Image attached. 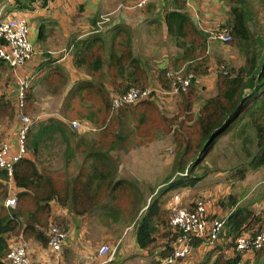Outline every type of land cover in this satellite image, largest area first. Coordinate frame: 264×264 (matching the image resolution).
I'll use <instances>...</instances> for the list:
<instances>
[{"label": "crops", "instance_id": "crops-1", "mask_svg": "<svg viewBox=\"0 0 264 264\" xmlns=\"http://www.w3.org/2000/svg\"><path fill=\"white\" fill-rule=\"evenodd\" d=\"M31 4L34 6L24 8L25 10L16 7H11L9 10L12 15L23 16L27 20L32 56L16 69H12L7 62L0 59V63L6 64L14 76L4 92V96L1 95L13 108L12 115L4 116L13 117L14 120L16 117V122L13 123V127L9 129L6 138L0 144V147H6L5 155L10 161L16 159L17 162L23 157L35 161L37 157L25 147L27 131L34 121H30L22 144L18 140L22 121L19 120L17 111L23 108L20 109L18 105V91L22 81L28 85L36 77L33 84L47 83L44 77L51 74L55 68L63 67L66 77L67 74L69 75L67 86L62 91V94L66 96V93H72V88L76 83L94 81L92 78H97L95 73H99L103 67L108 68L111 73V68L106 63L99 69L92 68V71L88 66L89 63L87 64L84 51L86 46L84 45L88 39L92 38L93 34H97V40L94 39L92 42L94 45L102 44L105 55L109 54L108 51L112 45L117 48L118 55L120 54L119 50H125L124 46H126L131 56L138 61V66L130 68L126 62L122 68L123 72L126 74L133 72L136 78L146 81V85L155 86L156 82L153 79L159 78V75L165 73L163 70L170 69L173 72L192 74L193 82L199 85V87L196 85V91L203 92V90L211 89L210 83L214 75L220 72L221 66L228 73L226 65L228 68H237L242 63L245 65L247 57L245 50L255 51L257 55L256 68L262 64L264 59V0H147L145 2L142 0H46V2L38 0ZM35 4L40 7L37 9L38 6ZM103 17H108V22H102ZM28 21L31 22L28 23ZM38 24H40L39 28H37ZM220 27L228 31L233 43H230L231 41L228 43L215 42L208 39V31ZM240 27H245L248 30L247 39L239 40L237 38L243 35V32L239 31ZM41 31L42 35L51 34L56 36L58 41L69 42L68 45H72V41H74L78 54L76 60L73 62L72 55L66 48L47 50V53L53 56H39L41 57L39 60H33L37 53L35 45L37 46L43 37L40 35ZM46 42L47 39L44 40V44ZM90 49L97 51L92 47ZM142 68L146 75L141 73ZM40 75L42 78L38 81ZM108 81L102 83L105 89L115 87L111 77ZM121 82L123 79L119 77L118 84ZM160 92L163 93L161 89ZM201 103V101L195 103L193 110L198 112L202 106ZM59 115L37 120L41 121L52 117L63 121L71 129L70 125L73 121H66L65 117ZM79 127L80 130L82 129L81 131L87 129L86 125ZM220 141L221 138L218 143ZM129 153L130 151H128ZM125 156L127 155L123 153L121 160ZM68 159L69 162L63 177L67 181H72L79 175L85 158L84 156L80 157L79 161L78 156L72 154L68 155ZM122 168L123 165L118 167V178L132 181L141 192V209L135 218V220H139L144 213L143 210L153 201L157 191L168 185L169 182L171 183L173 176L167 182L162 181L163 177L160 178L159 174L155 177L158 181H154V178L141 179L138 177L137 169ZM248 168L251 171H245L243 177L234 179V182L241 183V187H246L248 190L242 199L237 200L234 196L231 197L233 193H230V197L226 196L224 200L213 203L210 196L204 195L205 203L203 205L209 219L211 221L224 220L220 237L213 244L200 243L199 240L192 241L191 253L184 259H178L170 264H202L207 257L213 260L218 253H224L228 258L237 255L233 250L235 240L239 236L253 235L260 230L264 222V177L261 179H256V177L261 172L264 173V165L257 168L248 165ZM2 172L3 169L0 171V205H3L8 197L17 198V194L21 192L12 177L9 175L5 178L1 174ZM202 177L201 174L194 186L173 189L165 196L161 207L163 212L161 221L152 225L151 233H148L150 240L144 246L138 242L136 225L125 224L120 216L114 217L104 209L103 211L93 210L83 215L73 213L69 194L63 203H60L57 198L50 199L48 202L50 217L54 219L50 223L60 226L66 234L60 252L52 251L47 244L42 245L21 233L6 234L5 236L9 247L21 237L23 238L30 264H144L163 260L170 255V244L176 237L175 231L168 224L170 209L173 205L172 198L175 195H180L181 203L189 202L188 206H193L191 204H194L195 199L202 195L188 199L183 194L188 192L187 189L194 188L198 193L199 188L203 185L210 187L206 183L207 179L204 180ZM253 179L255 180L251 183L250 181ZM104 198L103 203L107 204L110 199ZM124 199L125 196L118 198L116 205H120ZM100 206L101 204L96 205L94 209H99ZM242 208L250 209L254 214V219H251L243 227L239 236L234 238L233 235L227 233L225 223L234 211ZM104 244L109 246L110 252L101 256L97 250ZM252 256L251 252H245L242 259L244 257H246L244 259L252 258Z\"/></svg>", "mask_w": 264, "mask_h": 264}, {"label": "trees", "instance_id": "trees-1", "mask_svg": "<svg viewBox=\"0 0 264 264\" xmlns=\"http://www.w3.org/2000/svg\"><path fill=\"white\" fill-rule=\"evenodd\" d=\"M34 1L38 0H25L24 5L19 1L16 2L17 6L28 8ZM1 14L6 15V10ZM239 31L243 32V35L237 37L239 40L248 38V30L245 27H240ZM96 36L97 34H93L92 38L88 39L84 45L86 46L84 51L87 64L89 63L91 71L92 68L99 69L106 63L111 68L112 83L115 87L120 88L119 93L125 92L132 85L146 86V81L136 78L133 72L128 74L123 72L122 68L126 62L130 68L138 66V61L131 56L128 48L124 46L125 50L120 49L118 55L117 48L112 45L108 51L109 54L105 55L102 44L94 45L92 42L94 39L97 40ZM90 47L97 51L101 49V53L97 54V51L91 50ZM244 52H247V57L243 71L229 80L231 83H236L234 97L225 99L222 97L223 95H219L215 99L206 101L200 109V115L193 121L191 130L184 129L179 122L176 136L179 147L171 164L175 176L165 181L171 179V183L169 182L168 185L157 191L153 201L143 210L144 213L139 220H135V218L141 209V192L132 181L118 178L117 161L111 153L103 150L100 141L79 140L80 137L77 139V134H73L63 121L52 117L33 123L27 131L25 147L34 155L38 156L43 146L55 144L56 137H58L59 142H62L66 149L69 151L74 149L79 154H83L85 161L79 170V175L72 181H67L63 176L59 179L55 177V174L39 171L35 161L25 157L13 164L10 174L3 170L1 174L5 178L10 175L21 192L17 194L14 208L6 207L4 204L0 205V264H7L3 261L9 249L6 234L21 233L42 245L47 244L46 229L50 224L49 217L51 216L48 202L50 199L57 198L60 203H63L68 194L71 200V211L76 215H83L93 210L103 211L104 209L114 217H122L125 224H135L138 242L144 246L150 240L148 233H151L152 225L161 221L163 215L161 207L165 196L173 189L194 186L201 176L197 174L201 162L212 152L220 138L228 131H235L234 128L241 126L240 136H242L243 144L248 141V137L251 138V133L245 132V129L250 128L254 131L256 151L250 154L252 158L248 165L252 168L264 165V59L262 64L256 68L257 55L255 51L248 49ZM73 53L77 58L76 48ZM100 55L103 56V63H101ZM141 73L146 75L143 68ZM49 75L52 76L51 79L66 81V75L61 68H55ZM49 75L44 77L47 81L51 77ZM119 77L123 79L120 84H118ZM102 83L101 80L76 83L72 88L68 103L82 91L84 94L96 98L102 103L104 109L109 111L112 107L111 98ZM146 100L138 102L146 103ZM121 105L125 107L124 105L127 104ZM12 113L13 108L10 103L1 96L0 117L9 116ZM241 121L243 122L241 123ZM123 144L124 140L119 143V146ZM243 149L248 155L250 151L245 146ZM87 164L88 167L85 168ZM245 171L242 166L233 169L234 175L238 178L243 177ZM122 196H125L124 201L120 205H116L117 199ZM104 197L110 199L109 205L103 203ZM100 203V208L94 209V206ZM251 219H254V214L250 209H237L225 223L227 233L233 235L234 238L239 236L243 227ZM236 253L237 255L229 258L224 253H218L213 260L207 257L202 264H264V244L259 250L252 253L253 260L248 258L242 261V255L245 252Z\"/></svg>", "mask_w": 264, "mask_h": 264}, {"label": "rangeland", "instance_id": "rangeland-1", "mask_svg": "<svg viewBox=\"0 0 264 264\" xmlns=\"http://www.w3.org/2000/svg\"><path fill=\"white\" fill-rule=\"evenodd\" d=\"M16 1L24 5L25 0H0L1 12L6 10V15H8L11 14L9 10L11 7L24 9L23 7L17 6ZM35 2L38 1H34L33 3ZM38 4H35L38 6L37 9L40 7ZM32 5L33 4H31V6ZM30 22L31 21H28V23ZM39 27L40 24H38L37 28ZM40 35H42V31ZM42 36L37 46L35 45L37 53L33 60H39V58L46 55L53 56L47 53V50L54 51L59 50V48H66L69 54L72 55L73 62L76 60L75 54L73 53L76 47L74 46V44L76 45V43H73L74 41H72V45H68L69 42L62 40L58 41L57 37L54 35L46 34ZM45 39H47L46 44H44ZM230 43H233V41ZM100 53L101 49L97 51V54ZM100 58L102 60L101 63H103V56L100 55ZM243 64L244 63L237 68H228L226 65V69L229 71L228 73L223 66H221L220 72L214 75L210 83L212 86L211 89L207 91L203 90V92L196 91L195 87L196 85L199 87V85L195 84L193 79L188 88L182 89L178 88L177 85L173 86L170 78L166 75V71L168 70H163L165 73L159 75V78L153 79L156 82L155 86L149 84L144 87L142 85H132L129 87H134L138 90L149 89V94L140 99H147L145 101L146 103L138 102L137 104L135 103V105H124L125 107H122L123 105H119L116 102L117 98L122 94L121 92L119 93L120 88L108 87L107 91L112 103V107L109 111H106L102 103L96 98L90 97L82 91L79 92L80 94L77 93L72 101L68 103L70 94L66 93V96L62 94L69 80L68 74L67 77L65 76L67 79L66 82L51 79V81H46L47 83L42 82V84H33L36 80L35 77L23 90L24 106H19L20 109L23 108L17 111V115L19 120H21L23 116H26L30 121H34L33 123H35L38 121L37 119L47 118L48 116L58 117L57 115L61 114L59 116L65 117L66 121L72 120L73 122H77L79 126L86 125L87 129L84 131H81L82 129L80 130L79 126L74 128L70 125V131L73 134H77L78 137L76 138L78 139L80 137L79 140L82 139L86 142L91 140L100 141L103 150L111 153L112 157L117 161L118 167H122L123 165L122 169L128 167L137 169L139 178H154V181H158L155 177L159 174L161 175L160 178L163 177L162 181H166L172 176H175L172 172L171 164L179 147L176 137L178 133L177 130L179 129V122H181L184 129L191 130L193 121L200 115L201 105L206 101L215 99L219 97V95H223L222 97L225 99L234 97L236 93V83H231L229 80L233 79L241 72L239 70H242ZM73 66L77 67V65L74 64ZM61 70L64 72L63 67H61ZM95 74L97 78H92V80H101L103 83L106 81L109 82L108 80L112 75L106 67H103L100 69L99 73L96 72ZM187 75V72L183 74V76ZM13 77L12 70L9 69L6 64L0 63V96H4V92H6ZM41 78L40 75L38 81ZM160 89L163 93L160 92ZM5 98L7 97L5 96ZM200 101L202 102L200 105L201 107L198 112H196L193 110V106ZM14 122H16V117L15 120L13 117H0V144L6 138ZM242 122L243 121H241V123ZM240 127L234 128L235 131H228L224 134L221 137V141L215 145L212 152L201 162L197 173L198 175L202 174L204 180L207 179L206 183L210 185V187L203 185L199 188L198 193H196L194 188L187 189L188 192H184L186 194L183 195L188 199H193L202 195L197 197L194 204L191 205L194 206L197 203H205L204 195L210 196L213 203H216V201L224 200L230 193H233L231 197L234 196L237 200L239 198L242 199L243 195L248 191L246 187H241V183L234 182V179L238 177L233 175V169H238L242 166L247 168L246 172L251 171L248 168V162L252 158L250 154L256 151L254 146L255 135L252 129L246 128L245 132L251 133V138L248 137V141L243 144L242 136H240ZM123 140L124 144L119 146V143ZM72 142H75V140H72ZM149 142H151L149 145L137 148ZM243 146L250 151L248 155H246V150L243 149ZM128 151H130L129 154ZM123 153L127 156L121 160V155ZM72 154L77 155L79 161L80 157L82 158L84 156H81L82 154H79L74 149L70 151L67 150L64 144L62 142L60 143L58 137H56L55 144H48L42 147L35 162L37 168L41 172L46 171L50 174H55L56 178L61 179L65 173L66 165L69 162L68 155ZM87 167L88 164L85 168ZM263 177L264 173L261 172L256 179H261ZM254 180L255 179L250 182L252 183ZM195 193L196 195H194ZM178 196L181 202V196ZM181 204L190 205L189 202L185 204L182 202ZM51 220L54 219L49 217V222ZM17 234L18 233H15L14 235ZM249 259L253 260L254 256Z\"/></svg>", "mask_w": 264, "mask_h": 264}, {"label": "built area", "instance_id": "built-area-1", "mask_svg": "<svg viewBox=\"0 0 264 264\" xmlns=\"http://www.w3.org/2000/svg\"><path fill=\"white\" fill-rule=\"evenodd\" d=\"M143 2L147 0H142ZM108 17H103V21L108 22ZM208 39L215 42L228 43L232 40L231 35L226 29L220 27L216 30L208 31ZM32 45L28 35L27 20L23 16H15L12 14L3 15L0 10V59L9 64L12 69H16L32 56ZM166 75L171 79L172 85H177L178 88H188L193 79L192 74L183 76L181 72L166 71ZM27 84L25 81L21 82L18 91L19 106L24 102L23 88ZM149 89L138 90L131 87L123 92L116 100L121 104L132 105L140 101L143 97L149 94ZM22 124L18 132V140L20 144L24 141L30 120L28 117L21 118ZM72 126L77 128L79 124L72 122ZM6 147H0V171L6 170L10 174L13 164L16 159L8 160L6 155ZM173 205L170 209V216L168 219L169 226L175 231L176 237L171 242V253L163 260L152 261L144 264H170L178 259H184L191 253L192 241L199 240L200 243L213 244L221 234V229L224 225V220L211 221L205 211L203 203H197L194 207L181 204L179 196H173ZM16 197H8L4 201L6 207L14 208L16 205ZM47 245L55 252H60L64 239L66 237L65 231L55 223H50L46 229ZM264 244V222L260 230L253 235L239 236L234 244L233 250L238 253L251 252L259 250ZM110 252L108 245L99 246L97 253L104 256ZM113 252V250H112ZM5 261L7 264H30L29 257L26 251V244L21 237L9 247Z\"/></svg>", "mask_w": 264, "mask_h": 264}]
</instances>
